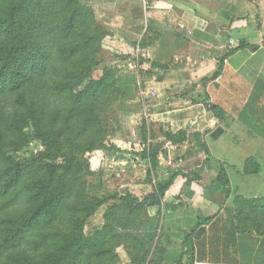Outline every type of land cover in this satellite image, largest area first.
<instances>
[{"label": "trees", "instance_id": "16d2710c", "mask_svg": "<svg viewBox=\"0 0 264 264\" xmlns=\"http://www.w3.org/2000/svg\"><path fill=\"white\" fill-rule=\"evenodd\" d=\"M109 35L93 9L80 0H0V264H118L117 227L130 233L124 238L129 264H166L159 243L148 241L140 228L149 219V208H157L160 215L177 175L185 177L186 187L196 178V169L215 163L214 180L226 195L230 191L224 164L211 156L204 141L190 167L182 165L163 183L154 181L159 160L170 148L189 143L191 136L189 128L171 132L160 127V141L148 140L146 145L143 137L144 146L130 151L149 165L152 194L126 191L104 199L87 194L93 152L123 151L108 137V116L121 94L115 70L106 67L95 73ZM242 47L240 41L237 48ZM237 118L264 141V85L250 94ZM28 126L42 149L15 159L9 151L24 145ZM138 130L145 131V120ZM259 170L253 157L241 169L245 175ZM109 200L103 226L87 236L88 218ZM233 203L234 233L259 236L264 253V195H237ZM219 235L220 229L210 234V248L213 242L218 245ZM194 261L191 233L181 243L175 264Z\"/></svg>", "mask_w": 264, "mask_h": 264}, {"label": "crops", "instance_id": "0c3cea01", "mask_svg": "<svg viewBox=\"0 0 264 264\" xmlns=\"http://www.w3.org/2000/svg\"><path fill=\"white\" fill-rule=\"evenodd\" d=\"M86 3L110 33L103 49L118 56L113 66L119 72L117 79L122 91L119 103L127 100L118 112L120 123L135 130L150 118L163 130L176 132L189 128L190 134L200 131L204 134L200 146L219 126L222 133L218 138L229 132L230 139L253 146L254 153L262 159L246 157L243 165L253 157L260 163L259 172L242 174V165L235 178L222 162L230 181L228 195L214 180L215 163L196 169V178L183 188L180 186L185 184V177L177 175L165 193L160 215L157 208H149V219L140 233L148 241L159 243V254L166 264H175L181 243L191 233L195 261L264 264L259 236L237 235L233 229L234 197L264 195L256 191V177L264 179L261 167L264 157L260 153L264 152L263 140L246 127H242L243 135L238 138L233 135L239 122L238 113L256 87L264 85V0H86ZM240 41L245 47L238 49ZM151 63L165 68L152 67ZM218 68L216 78L210 79ZM186 148L187 145L179 144L168 150L158 162L154 181L163 183L178 172L177 160L182 162ZM93 163L100 178L111 182L112 188L137 196L152 194L147 182L149 165L139 154L106 152ZM200 227L204 231L196 239ZM214 229H220L221 235L216 241L218 245L213 242L210 248L209 236Z\"/></svg>", "mask_w": 264, "mask_h": 264}, {"label": "rangeland", "instance_id": "374dc122", "mask_svg": "<svg viewBox=\"0 0 264 264\" xmlns=\"http://www.w3.org/2000/svg\"><path fill=\"white\" fill-rule=\"evenodd\" d=\"M81 4L91 7L86 3V0H80ZM92 8V7H91ZM93 9V8H92ZM94 11V9H93ZM95 15V13H94ZM96 17V16H95ZM97 20V19H96ZM99 23V22H98ZM102 61V64H100L98 72H95L96 75L101 72L103 68H114L115 70V76L118 84V70L113 66V62L116 61L118 56L112 54L109 50H103V52L100 54L99 57ZM156 75H159V72L155 73ZM119 87V85H118ZM120 88V87H119ZM122 93V91H121ZM121 95V94H120ZM121 96H119L118 100L113 105L111 112L108 116L109 118V138L110 140L116 142L118 144L119 149L126 151V153H130V151L134 150L136 146L137 148L143 147L142 139L145 138L146 145L148 144V140H152L153 142L160 141V130L157 126V123L150 120V118L145 119V131L138 130L136 128L133 130L132 128L128 127L127 125H124L119 122V110L121 109L122 105L127 102V100L123 101L121 104L119 103ZM119 103V104H118ZM213 112V111H211ZM214 114V112H213ZM211 116L212 113L210 114ZM238 122L235 129L233 130V135L235 138H238L239 136L244 134V130L242 129L243 124ZM202 135L204 134L200 133V131H194L189 139V143L185 144L187 145L186 148V155L184 159L181 161L177 160L178 162V169L181 168L182 165H185L186 167H190L191 162L194 161L196 156L201 154V146H200V140H202ZM229 132H225L223 136L217 139H213L210 136L205 137L206 145L208 147V150L212 157L217 159L220 162L225 163L226 167L228 168V174L235 178L234 175L237 174V171L241 169L243 165V161L246 157L249 155H253L257 157L259 160L262 161V159L254 153V147L253 146H245L241 143H238L236 140H232L228 137ZM257 138V137H256ZM24 145L20 146L18 151L13 152L14 150L9 151L10 154H12L13 158L15 159H21V158H29L33 156L37 151H40L42 149L41 142L36 140L33 137V130L32 128L25 127L23 130V139ZM142 143H140V142ZM250 143L251 141H247ZM264 142V141H262ZM139 144V145H137ZM239 144V146H237ZM260 153L264 157V152L261 150ZM106 154L103 153V155ZM102 155V152H93L90 159H92L89 163L90 169L88 171V175L86 176V192L87 194L91 196L98 197L100 199L107 198L108 196H111L113 194L123 195L124 191H118L114 187L112 188L111 182H107L105 179H101L100 175L98 174L97 168L95 167V163H93L94 160H97L99 156ZM194 159V160H193ZM262 169H264V164L261 163ZM232 166V167H231ZM262 171V170H261ZM241 175V173H240ZM244 184H247L244 182ZM256 191L258 194L264 193V179H261V177H256ZM184 187V184L182 186ZM142 197V196H140ZM111 200L106 202L101 208L97 210V212L88 218L86 225H85V234L87 236H90L94 234L95 232L99 231L104 223V214L107 210V207L109 204H111ZM117 232L120 233V246L115 250L116 260H118V264H129V246L126 240L124 238H127V234L130 235L127 231H121L117 227ZM127 249V250H126Z\"/></svg>", "mask_w": 264, "mask_h": 264}, {"label": "water", "instance_id": "95a60500", "mask_svg": "<svg viewBox=\"0 0 264 264\" xmlns=\"http://www.w3.org/2000/svg\"><path fill=\"white\" fill-rule=\"evenodd\" d=\"M207 107H209V105H207ZM222 133V128L221 127H216L215 130H213V132L210 134V137L213 138V139H216L218 138V136ZM204 231V228L203 227H200L198 228V230L196 231L195 233V238L196 239H199L201 234L203 233Z\"/></svg>", "mask_w": 264, "mask_h": 264}, {"label": "built area", "instance_id": "2783aa9c", "mask_svg": "<svg viewBox=\"0 0 264 264\" xmlns=\"http://www.w3.org/2000/svg\"><path fill=\"white\" fill-rule=\"evenodd\" d=\"M179 26H180V28H183V25H179ZM184 264H188V263H184ZM193 264H206V263L205 262L194 261Z\"/></svg>", "mask_w": 264, "mask_h": 264}]
</instances>
